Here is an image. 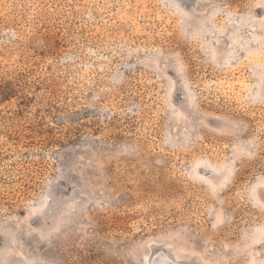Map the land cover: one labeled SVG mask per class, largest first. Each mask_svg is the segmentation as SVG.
<instances>
[{"label": "rangeland", "instance_id": "1", "mask_svg": "<svg viewBox=\"0 0 264 264\" xmlns=\"http://www.w3.org/2000/svg\"><path fill=\"white\" fill-rule=\"evenodd\" d=\"M0 264H264V0H0Z\"/></svg>", "mask_w": 264, "mask_h": 264}, {"label": "trees", "instance_id": "2", "mask_svg": "<svg viewBox=\"0 0 264 264\" xmlns=\"http://www.w3.org/2000/svg\"><path fill=\"white\" fill-rule=\"evenodd\" d=\"M8 83L9 81L0 84V101L9 99L13 93L12 88L6 87Z\"/></svg>", "mask_w": 264, "mask_h": 264}]
</instances>
